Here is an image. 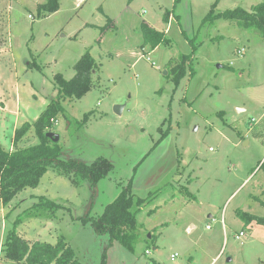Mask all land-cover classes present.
<instances>
[{
    "label": "rangeland",
    "instance_id": "1",
    "mask_svg": "<svg viewBox=\"0 0 264 264\" xmlns=\"http://www.w3.org/2000/svg\"><path fill=\"white\" fill-rule=\"evenodd\" d=\"M263 1L59 0L41 15L48 0H0V119L2 107L21 110L2 119L0 143L9 147L15 121H34L57 97V75L74 77L90 50L93 85L63 100L51 131L62 160L113 163L94 187L50 168L8 205L0 198V264H27L3 252L15 226L31 241L64 238L82 264H264V39L223 16ZM144 23L167 42L153 49ZM37 142L31 132L15 149ZM130 181L136 196L159 191L137 215L134 252L85 222ZM47 198L54 211L34 209Z\"/></svg>",
    "mask_w": 264,
    "mask_h": 264
},
{
    "label": "trees",
    "instance_id": "2",
    "mask_svg": "<svg viewBox=\"0 0 264 264\" xmlns=\"http://www.w3.org/2000/svg\"><path fill=\"white\" fill-rule=\"evenodd\" d=\"M58 1L48 0L46 4L38 6L39 13L44 15V13L57 11ZM217 16L219 15L215 17ZM223 16L229 20H236V24L240 27H256L264 39V1L255 5L251 12L238 7L225 11ZM143 30L146 42H149L153 49L162 42H167L164 32L147 23H144ZM186 57L190 59V56L185 55ZM182 67L184 71L177 74L176 83L179 82L180 74L185 73L184 65ZM75 68L76 74L71 79L57 75L58 95L47 104L38 118L33 122H24L15 130L14 145H17L31 132L39 139V142L16 148L13 151L6 150L0 144V198L4 205H8L23 189L37 187L43 175L50 168H55L60 174L68 176L75 185H80L81 181L86 180L93 187L100 179L113 171V163L105 157L98 158L90 164L77 159L62 160L60 140L56 142L47 136V132L51 131L54 125V120L64 112L63 100L80 98L92 87L93 74L98 69V63L91 51L87 50L78 60ZM88 118L87 114L83 120L77 121L78 126L86 123ZM158 193L159 191L151 192L147 197L136 196L132 191V181H130L129 185L123 187L115 200L110 202L98 217L94 219L87 215L85 222H91L97 234L108 235L109 246L117 242L134 252L136 244L144 236L140 231L137 215L143 209L142 207ZM43 206L54 211L55 209L52 208H56L57 204L47 198L42 204L35 203L34 209L39 210L37 207ZM155 211L152 209L148 214ZM258 219L264 220V218ZM144 239L154 242L156 237L151 234L145 236ZM3 252L7 259L17 262L25 261L27 264H82L74 249L64 238H60L56 243L31 241L20 235L16 226L8 230L3 243ZM101 264H106V260Z\"/></svg>",
    "mask_w": 264,
    "mask_h": 264
},
{
    "label": "crops",
    "instance_id": "3",
    "mask_svg": "<svg viewBox=\"0 0 264 264\" xmlns=\"http://www.w3.org/2000/svg\"><path fill=\"white\" fill-rule=\"evenodd\" d=\"M153 27V26H152ZM5 106H6V104H5ZM9 106V108H8V110L6 111L5 110V108L6 107H2V118L0 119V125H1V127H2V122H3V120H4V123L6 124V122H7V116H8V114H10V115H14L15 116V120H17L18 118H20V115H21V110H20V108L18 109V104H16V108H15V110H11V109H13L12 107H11V105H8ZM28 110H29V107L27 106V108H26V110H24L23 111V113H22V116H27L28 115ZM42 112V111H41ZM40 112V113H41ZM40 113H38L36 116H35V119H34V121L38 118V116L40 115ZM3 119V120H2ZM33 122V121H29V120H26L25 122ZM16 122V126H15V129H14V134H15V130L18 128V127H20L21 125H19V121H18V123H17V121H15ZM13 139H14V135L11 137V141L9 142V147L6 149V147H4L1 143V145L6 149V150H9V151H13V150H15V145H14V142H13ZM28 146V145H27ZM21 147H23L22 145H21ZM191 224H189L187 227H186V229H188V227L190 226ZM192 226V225H191ZM19 233H20V235H22L21 233V231L19 230L18 231ZM23 236V235H22ZM24 237V236H23ZM175 254V253H174ZM178 254V253H177ZM172 259V258H171ZM176 258H174V259H172V260H175Z\"/></svg>",
    "mask_w": 264,
    "mask_h": 264
},
{
    "label": "water",
    "instance_id": "4",
    "mask_svg": "<svg viewBox=\"0 0 264 264\" xmlns=\"http://www.w3.org/2000/svg\"><path fill=\"white\" fill-rule=\"evenodd\" d=\"M122 109H123V105H116L115 106V111L117 113H121ZM47 136L53 138L54 141H56V142H58L60 140V135L58 133H56V132H53V131L47 132Z\"/></svg>",
    "mask_w": 264,
    "mask_h": 264
},
{
    "label": "built area",
    "instance_id": "5",
    "mask_svg": "<svg viewBox=\"0 0 264 264\" xmlns=\"http://www.w3.org/2000/svg\"><path fill=\"white\" fill-rule=\"evenodd\" d=\"M244 235V233L243 232H241L240 234H239V236H237L238 238L240 237V236H243ZM177 253H175V254H172V256H171V258L172 259H174V258H176L177 257Z\"/></svg>",
    "mask_w": 264,
    "mask_h": 264
}]
</instances>
